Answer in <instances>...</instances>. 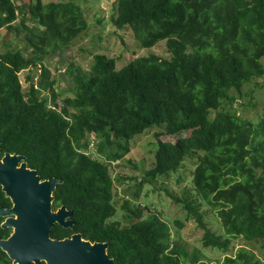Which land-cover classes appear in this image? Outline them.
<instances>
[{
	"label": "trees",
	"instance_id": "obj_1",
	"mask_svg": "<svg viewBox=\"0 0 264 264\" xmlns=\"http://www.w3.org/2000/svg\"><path fill=\"white\" fill-rule=\"evenodd\" d=\"M115 11L116 28H131L145 48L165 41L168 57L151 53L118 68L114 58L97 53L88 72L71 64L74 95L59 103L44 62L88 29L81 6L0 0V31L14 35L0 52V156L24 154L43 179L63 180L53 206L73 210L75 225L56 223L52 237L80 232L92 242L107 241L117 264H207L196 251L189 255L149 205L132 209L126 199L132 220L124 226L110 220L117 212L111 164L131 151L136 135L162 127L179 137L158 142L144 181L173 177L181 187L190 163L181 193L165 191L204 230L203 245L227 251L238 237L264 241V113L245 119L234 106L264 87L257 81L264 77V0H116ZM39 65L37 81L27 74L25 91L20 73ZM91 137L105 161L87 153ZM0 206H12L1 185ZM203 207L215 212L222 231L210 228ZM3 221L0 216V237L6 238L12 229ZM0 264H12L1 248ZM225 264L264 260L242 248Z\"/></svg>",
	"mask_w": 264,
	"mask_h": 264
},
{
	"label": "rangeland",
	"instance_id": "obj_2",
	"mask_svg": "<svg viewBox=\"0 0 264 264\" xmlns=\"http://www.w3.org/2000/svg\"><path fill=\"white\" fill-rule=\"evenodd\" d=\"M26 1L29 0H15L17 4H23ZM42 1L49 2L52 0ZM72 1L81 6L89 27L85 32L76 37L69 46L63 48L62 52L55 53V55L48 57L49 59L44 62V65L50 68L52 76L55 78V89L60 94L58 98L59 103L66 96L74 95L75 88L72 73L76 72V69L72 68L71 73L69 71L71 64L83 72H88L94 62V55L97 53L106 54L114 58L118 68L123 67L135 58L151 53L168 57L165 41L159 42L151 48H145L135 37L131 28L125 27L119 29L115 27L112 17L116 12V0ZM13 39L14 35H7L6 30H1L0 52L6 50L8 48L7 43L9 44ZM58 68H62V70L64 68V73L57 72ZM39 70V68L33 67L29 70L25 69L20 73V79L25 91L29 87L26 78L27 74L38 73L40 72ZM257 81L263 83L264 77H259ZM243 101L245 102L244 104H240V101H236L234 104L238 108L239 115L245 119L262 116L264 113V87L258 88L253 98H245ZM164 132L165 130L162 127H150L145 132L136 135L134 139L129 141L131 151L124 155L117 165L111 164V174L115 178L114 204L117 212L110 220L119 221L123 226L132 220L128 216L129 211L123 208L124 201L128 199L131 200L130 206L132 209L138 205L142 207L149 205L163 220L168 222L172 233L184 245L189 255L191 256L196 251L207 264H225V259L228 255L236 258L239 250L242 248L254 252L257 257L264 260V241L248 242L238 237L232 239L227 251L203 245L202 237L204 230L195 221L188 219L184 207L174 202L165 191V188H170L173 192L181 193V188L188 185V178L193 169L192 164L189 163L186 171H182L181 173L184 177L181 187L173 181V177L159 178L155 184L144 181L146 171L154 165L158 142H174L179 137L169 136ZM183 135H188V133H183ZM93 157L105 161V158L98 153L97 147L94 150ZM123 176L134 178V180H127L126 182L117 180L118 177L121 178ZM139 181L145 182L140 188ZM125 190L127 193H125ZM135 195L138 196L137 199ZM203 210L206 211V222L210 228L214 231H222L220 225L217 223L215 212L211 211L209 207H203ZM147 213L148 211L146 210L144 214ZM177 220H180L183 226H178L176 224ZM184 264L191 263L184 262Z\"/></svg>",
	"mask_w": 264,
	"mask_h": 264
},
{
	"label": "water",
	"instance_id": "obj_3",
	"mask_svg": "<svg viewBox=\"0 0 264 264\" xmlns=\"http://www.w3.org/2000/svg\"><path fill=\"white\" fill-rule=\"evenodd\" d=\"M61 183L58 177L43 179L28 166L24 154L0 156V185L12 202L10 207L0 206L2 227L12 229L8 237H0V248L12 264H116L107 241L92 242L80 232L52 237L56 223L64 228L75 225L73 210L65 204L54 209V192Z\"/></svg>",
	"mask_w": 264,
	"mask_h": 264
},
{
	"label": "built area",
	"instance_id": "obj_4",
	"mask_svg": "<svg viewBox=\"0 0 264 264\" xmlns=\"http://www.w3.org/2000/svg\"><path fill=\"white\" fill-rule=\"evenodd\" d=\"M35 68H39L40 70H41V66L39 65L38 67H35ZM30 69V68H29ZM28 69V70H29ZM39 70V71H40ZM62 69H59V70H57V72H59V73H62ZM39 73L40 72H38V73H34V74H31L32 76H33V79H34V81H37L38 80V77H39ZM50 104H51V102H50ZM90 143H89V146H88V150H87V153H90V155H92L93 156V154H94V150H95V144H96V142H97V140L94 138V137H91L90 138Z\"/></svg>",
	"mask_w": 264,
	"mask_h": 264
},
{
	"label": "flooded vegetation",
	"instance_id": "obj_5",
	"mask_svg": "<svg viewBox=\"0 0 264 264\" xmlns=\"http://www.w3.org/2000/svg\"><path fill=\"white\" fill-rule=\"evenodd\" d=\"M45 263V262H44ZM116 263V262H115ZM42 264V263H41ZM117 264V263H116Z\"/></svg>",
	"mask_w": 264,
	"mask_h": 264
}]
</instances>
